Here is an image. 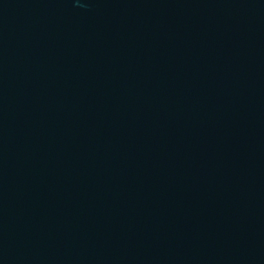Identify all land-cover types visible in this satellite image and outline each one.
Listing matches in <instances>:
<instances>
[{"label":"water","instance_id":"1","mask_svg":"<svg viewBox=\"0 0 264 264\" xmlns=\"http://www.w3.org/2000/svg\"><path fill=\"white\" fill-rule=\"evenodd\" d=\"M0 264H264V0H0Z\"/></svg>","mask_w":264,"mask_h":264}]
</instances>
